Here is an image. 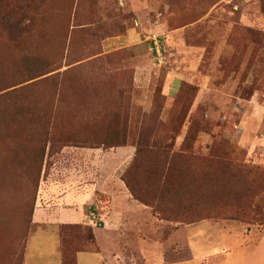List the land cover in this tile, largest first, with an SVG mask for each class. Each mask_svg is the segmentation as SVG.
Here are the masks:
<instances>
[{
	"label": "rangeland",
	"instance_id": "obj_1",
	"mask_svg": "<svg viewBox=\"0 0 264 264\" xmlns=\"http://www.w3.org/2000/svg\"><path fill=\"white\" fill-rule=\"evenodd\" d=\"M44 2V15L36 20L28 39L17 41L10 50L0 35V75L5 82L24 77L25 63L32 70L50 71L0 91V264H23L27 245L33 258L40 246L51 244L50 234L31 220L37 199L35 150L44 145L46 133L50 137L46 150L52 143L56 151L69 133L97 131L100 126L92 117L69 123L79 114L73 107L93 102L90 97L100 89L111 93L115 81L122 83L127 101L132 102V125L130 129L128 121L119 125L126 138L114 144L128 142L136 147L140 136L147 144L157 140L169 154L215 153L222 156L226 176L242 191L239 199L231 194L216 203L221 205L220 214L234 218L187 224L175 221L177 214L162 219L166 215H156L149 207L153 218L142 226L148 235L143 242L165 261L216 264L225 257L226 264L247 262L264 228V45L255 52L257 46L247 35L249 29L263 31V0ZM130 33L140 44L111 50L115 41H124ZM153 36L162 46V62L150 48ZM6 53L13 55L11 65L5 63ZM129 56V64L122 61ZM223 88L227 94L220 93ZM157 156L144 151L141 162L156 167ZM198 161H192L195 169L201 168ZM192 162L180 158L174 167L191 169ZM81 226L47 227L59 236L61 264H76L73 249L97 250L93 226ZM174 233L179 237L171 236ZM187 239L192 259L183 246ZM125 240L136 238L116 239L119 264L128 262L127 249L122 247ZM263 251L264 244L255 259Z\"/></svg>",
	"mask_w": 264,
	"mask_h": 264
},
{
	"label": "crops",
	"instance_id": "obj_2",
	"mask_svg": "<svg viewBox=\"0 0 264 264\" xmlns=\"http://www.w3.org/2000/svg\"><path fill=\"white\" fill-rule=\"evenodd\" d=\"M140 42L135 33H130L124 41H115L114 48L111 50L130 48ZM126 58L122 61H127L129 64L131 57ZM119 76L117 73L115 77L119 78ZM114 84L117 85L111 89V93L100 89L97 95L90 97L93 102L76 103L73 107L79 111V114L69 123L79 124L92 117L96 125L100 126L97 131H91L93 132L91 135L80 134L79 136L78 133H69L64 142L61 139L56 151L50 154L47 148L32 223L50 234L52 247L48 244L46 247L45 243L32 258V255L28 254L27 245L23 264H38L35 261L40 262L39 264H61L59 236L52 228L47 227L63 224L93 226L97 250L78 252L75 256L76 264H119L117 262L119 254L114 246L117 245L116 239L123 235L124 237L132 235L136 238L135 241L123 242L122 247L124 248L125 245L127 249L128 261L124 264H187L178 260L165 261L161 256H155L153 249L143 242V238L148 235L142 226L147 220H152L153 216L148 206L132 197L122 180L123 173L135 155L136 147L128 142L120 145L113 143L120 138H126L125 132L123 134L119 132V125L124 127L126 121H128L129 129L132 125V102L130 99L131 103L127 101V92L120 87L122 83L115 81ZM220 93L227 94L226 88L221 89ZM254 96L253 94V102ZM80 128L86 131L85 127ZM128 136L130 140L129 133ZM87 141L98 144L95 146L80 144ZM94 219L99 222V225H96ZM177 234L174 233L171 236H177ZM263 244L264 228L251 254H247L250 256L244 264H264V251L262 257L255 259ZM171 245L173 246L174 242H171ZM177 245H180L179 241ZM183 246L192 259L193 249L190 240L187 239ZM211 248L215 247L212 245ZM149 254L150 259L147 258ZM209 257L211 255L207 256ZM221 258L216 264L227 263L225 257Z\"/></svg>",
	"mask_w": 264,
	"mask_h": 264
},
{
	"label": "trees",
	"instance_id": "obj_3",
	"mask_svg": "<svg viewBox=\"0 0 264 264\" xmlns=\"http://www.w3.org/2000/svg\"><path fill=\"white\" fill-rule=\"evenodd\" d=\"M44 4V0H0V35L10 50H12L11 48H16L15 43L17 41L28 39L34 32L36 20L44 15L41 12ZM247 35L250 41L257 46L255 52L261 50L262 47L260 45H264V30L249 29ZM12 57V54L6 53L5 58L8 61L5 63L10 62L11 60L9 59ZM11 64L12 61L10 62ZM24 65L25 75L21 79L5 82L3 76L0 75V91L13 88L20 83L33 80L50 72L44 71L42 68H34L32 70L28 63ZM141 131L142 126L140 125L138 135L141 134ZM49 138L48 133H46L44 145L36 149L34 153L33 163L38 167L36 171L37 192L39 176L44 165L46 144ZM137 138L138 143L134 158L122 175V180L134 199L150 207L154 214L157 215L161 212L162 216L163 214L166 215V217H161L165 220H171L169 218L173 214H177L175 215V221L187 224L210 219L234 218L231 217L232 215L220 214L217 211V208H220L221 205L216 203H220L223 197L229 199V195L232 194L235 199H239L242 195V191L234 186V181L227 177L229 173L223 167V163L220 160L222 156L216 155L215 153L213 155L210 153L209 156L169 154L163 146L158 144L157 140L152 139L147 144L144 140H141L140 136ZM152 150H155V152ZM144 151H148L151 154H158L156 157V167H152L151 164L144 167L141 162V154ZM48 152L50 154L54 152L52 143ZM180 158L188 160L189 162L199 160L198 163L201 168L195 169L193 166L195 163L192 162L189 164L191 169H176L174 164ZM34 207L31 212V220ZM170 207H178L179 210L175 209L172 211ZM237 209H241L239 205H237ZM81 225L63 224L60 226L61 228H82ZM90 231L92 230L90 229ZM88 239L91 240L92 238L90 237ZM80 251L85 250L73 249L71 255L74 259ZM62 252L63 255H66L64 250ZM61 258L63 260L62 256Z\"/></svg>",
	"mask_w": 264,
	"mask_h": 264
},
{
	"label": "built area",
	"instance_id": "obj_4",
	"mask_svg": "<svg viewBox=\"0 0 264 264\" xmlns=\"http://www.w3.org/2000/svg\"><path fill=\"white\" fill-rule=\"evenodd\" d=\"M151 50L154 51L156 58L158 59L159 62H162L163 59V49L162 46L160 44V41L157 39L156 36H153L151 39Z\"/></svg>",
	"mask_w": 264,
	"mask_h": 264
}]
</instances>
